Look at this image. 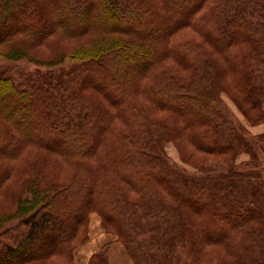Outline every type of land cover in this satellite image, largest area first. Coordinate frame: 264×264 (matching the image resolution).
<instances>
[{
	"label": "trees",
	"instance_id": "obj_1",
	"mask_svg": "<svg viewBox=\"0 0 264 264\" xmlns=\"http://www.w3.org/2000/svg\"><path fill=\"white\" fill-rule=\"evenodd\" d=\"M0 45L49 67L0 73V264H75L93 211L134 264H264V132L218 106L264 123V0H0Z\"/></svg>",
	"mask_w": 264,
	"mask_h": 264
},
{
	"label": "rangeland",
	"instance_id": "obj_2",
	"mask_svg": "<svg viewBox=\"0 0 264 264\" xmlns=\"http://www.w3.org/2000/svg\"><path fill=\"white\" fill-rule=\"evenodd\" d=\"M25 20H22L20 23H18V25H22L24 23ZM18 25H13L15 27H17ZM24 36H22L21 34H18L17 36L14 37V39L12 41H17L19 39H23ZM66 48V49H70V45H68L67 43L63 42V41H59L58 42V46L55 47L56 48ZM43 47H38L37 49H30L28 52L30 54H35V56H42L44 55L45 57H50L51 56V51H49V49L47 50V48H43L45 54H41L38 52L42 51ZM50 48H52V46H50ZM6 48H4L3 46L0 45V50H4ZM72 65V62L68 59L62 66H70ZM61 67V66H59ZM58 67H56L57 69ZM49 69V67L46 66H39L36 63H33L31 61H29L28 59H22L20 61H12L6 58H0V73H7L10 75H13L14 77H18V75L20 74V72H29V71H47ZM218 106L223 109L228 111L232 117L238 121L240 124L244 125L246 127V129L249 131L250 134H255L252 132V130L250 129V127L254 126L252 125V123H250V121L248 120V118L245 116V114L240 110V108L238 107L237 103L234 101V99L232 98L231 94L227 91H223L222 92V97L221 100L218 103ZM258 125V124H257ZM54 143L55 146L57 147H61L62 144L58 141H52ZM61 144V145H60ZM166 151L169 155L170 161L179 169L185 171V172H190L192 174H195L196 176H202L204 173L197 171V168L185 163L182 161V152L181 149L179 148V146L172 142L169 141L166 143ZM206 159V160H205ZM250 159V154L248 153H241L239 155V158H237L238 163L242 162L243 160H249ZM262 161L264 162V156L261 157ZM204 165H208L210 168H216L219 167V165H221V159L220 157L217 156H211V157H203L200 156L198 154H195L191 157V162L193 164H198V163H202ZM5 196H1L0 197V211L5 209V208H10V201L8 202L6 200V198H4ZM88 240L85 243L80 244L79 246L76 247L75 251H74V261L75 264H88L90 262V260L92 259L93 255L91 253V251H93L94 249L98 248H103V246L106 243H109V247H110V257L115 256L114 258V263L115 264H125V262H132L134 263L132 257L130 256V254L128 253L126 247L117 239H115V243L112 242V238H114V234H112L111 232H109L103 225V221H102V216L96 212L93 211L92 213H90V218H89V223H88ZM110 239V240H109ZM0 248H1V244H0ZM100 249V250H101ZM125 252H127V254L129 255L130 259H128L125 255ZM218 253L222 256L224 255L225 257L228 258V261H230L232 258H230L225 252H223L222 250H219ZM158 257L161 260V262L164 260V254L163 252H160L159 250L157 251ZM122 256H125L124 258ZM110 260V259H109Z\"/></svg>",
	"mask_w": 264,
	"mask_h": 264
},
{
	"label": "crops",
	"instance_id": "obj_3",
	"mask_svg": "<svg viewBox=\"0 0 264 264\" xmlns=\"http://www.w3.org/2000/svg\"><path fill=\"white\" fill-rule=\"evenodd\" d=\"M250 129H251L252 132L255 133V134L263 133V132H264V123H261V124H258V125H254V126L250 127ZM115 239H117L116 236H114V238L111 239L112 242L114 241L113 243H115ZM109 240H110V239H109ZM100 249H101V248H99V250H98V248H96V249H94L93 251H91V253H92V254H95V253L99 252ZM124 253H125L126 257H127L128 259H130V257H129V255L127 254V252L124 251ZM122 257L124 258L125 256H122ZM114 258H115V256L110 257V264H115V263H114ZM125 264H134V263H132V262L129 261V262H125Z\"/></svg>",
	"mask_w": 264,
	"mask_h": 264
}]
</instances>
